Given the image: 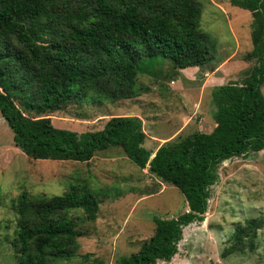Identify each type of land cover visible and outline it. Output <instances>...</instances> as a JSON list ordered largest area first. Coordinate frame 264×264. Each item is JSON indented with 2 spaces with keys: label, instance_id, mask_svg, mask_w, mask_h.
Listing matches in <instances>:
<instances>
[{
  "label": "trees",
  "instance_id": "1",
  "mask_svg": "<svg viewBox=\"0 0 264 264\" xmlns=\"http://www.w3.org/2000/svg\"><path fill=\"white\" fill-rule=\"evenodd\" d=\"M228 1L251 13L248 57L256 62L241 84L212 89V131L165 141L153 152L144 145L138 116H111L102 128L78 133L53 125L50 114L71 103L135 98L138 75L157 76L156 66L167 64L170 75H179L216 61L215 39L201 29L200 0H0V115L14 143L34 159L76 162L120 148L138 168L176 187L187 203L176 217H154L152 235L116 264L169 261L183 227L203 220L219 164L264 149V0ZM10 204L14 264L75 258L79 223L95 220L99 210L85 180L69 183L59 195L21 190ZM78 210L82 215L74 214ZM263 224L259 217L237 223L222 256L253 250Z\"/></svg>",
  "mask_w": 264,
  "mask_h": 264
},
{
  "label": "rangeland",
  "instance_id": "2",
  "mask_svg": "<svg viewBox=\"0 0 264 264\" xmlns=\"http://www.w3.org/2000/svg\"><path fill=\"white\" fill-rule=\"evenodd\" d=\"M200 2L201 29L215 39L216 61L181 69L179 75H170L167 64L156 66L157 76L138 75L135 98L100 106L71 103L50 114L53 125L81 133L102 128L111 116L135 115L142 120L144 145L153 152L165 141L212 131V89L228 82L241 84L256 59L248 57L253 49L251 13L228 0ZM260 88L264 95V82ZM79 180L96 194L99 210L95 220L79 223L82 234L75 258L58 264H116L118 257L136 252L152 235L154 217H176L188 210L176 187L138 168L120 148L97 152L88 162L34 159L14 143L0 115V264H14L8 239L16 221L10 200L21 190L59 195ZM74 214L82 215L79 210ZM250 217L264 221V149L219 164L203 220L183 227L174 256L157 264H264V224L253 250L222 256L237 223Z\"/></svg>",
  "mask_w": 264,
  "mask_h": 264
}]
</instances>
